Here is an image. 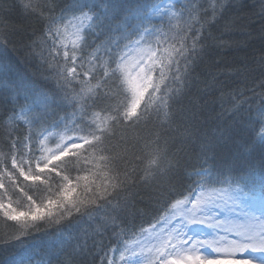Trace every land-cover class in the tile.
Listing matches in <instances>:
<instances>
[{
    "label": "snow or ice",
    "instance_id": "1",
    "mask_svg": "<svg viewBox=\"0 0 264 264\" xmlns=\"http://www.w3.org/2000/svg\"><path fill=\"white\" fill-rule=\"evenodd\" d=\"M0 224L8 264H264V0H0Z\"/></svg>",
    "mask_w": 264,
    "mask_h": 264
},
{
    "label": "trees",
    "instance_id": "2",
    "mask_svg": "<svg viewBox=\"0 0 264 264\" xmlns=\"http://www.w3.org/2000/svg\"><path fill=\"white\" fill-rule=\"evenodd\" d=\"M248 3H249V5H251L253 3V0H248ZM247 11L250 12V9ZM10 21L14 25H20L22 23L19 15L15 14V13L10 17ZM224 39L227 40V39H229V37L225 36ZM231 39L238 43L245 38L240 36L239 34H236V35L232 36ZM255 46L257 48H259L258 43H256ZM244 54L245 53L243 50L237 51V49L235 47H233L231 49H225L219 55H216L213 57L214 60L221 61L220 66H215V67L212 66L211 61H209V64H208V67L210 68V70L224 72L225 74L222 75L220 77V79L221 80H227L232 84L231 88H225L224 89V95H223L224 105H225V107H228V108L231 107V104L229 102L230 97L227 95V93L231 92L234 88H240L241 90H243V84L239 83V81L241 79L240 77L227 74V69L223 68V63L225 61L230 62L234 57H243ZM221 95L222 94L219 91H217L215 93V95L208 97V99L210 101H215L214 107H215L216 113H219L222 111V109L220 107ZM4 231H7V229L2 224H0V233H2ZM41 239H42L41 237H37L34 240L29 241L28 244H29V246H31L33 248L38 247L40 242H41ZM19 251H20V249H18L15 245H10L8 247H0V264H8V261L12 260L14 258V256H16L19 253Z\"/></svg>",
    "mask_w": 264,
    "mask_h": 264
}]
</instances>
